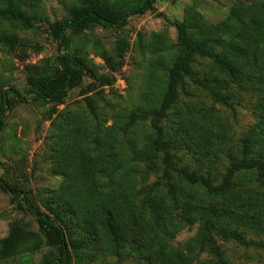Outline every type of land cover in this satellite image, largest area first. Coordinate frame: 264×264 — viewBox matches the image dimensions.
Here are the masks:
<instances>
[{
	"label": "rangeland",
	"instance_id": "rangeland-1",
	"mask_svg": "<svg viewBox=\"0 0 264 264\" xmlns=\"http://www.w3.org/2000/svg\"><path fill=\"white\" fill-rule=\"evenodd\" d=\"M15 3L36 27L0 20V34L20 40L14 48L0 43V80L24 94L29 76L54 72L59 49L48 26L79 0ZM154 6L121 29L95 26L70 37V52L96 77L86 76L61 104L28 101L10 112L0 132V178L32 190L81 244L79 258L68 264H220L212 244L228 263L264 264V247L220 235L236 230L264 243V183L257 172L236 173L223 192L178 172L218 187L232 160L264 166V0H158ZM177 20L195 39L223 41L216 47L222 65L196 57L193 68L233 108L186 82L162 123L174 157L166 180L150 120L128 121L132 111L160 105L178 54ZM15 222L38 231L34 218L0 189V240ZM54 253L43 245L0 264H43Z\"/></svg>",
	"mask_w": 264,
	"mask_h": 264
},
{
	"label": "trees",
	"instance_id": "trees-1",
	"mask_svg": "<svg viewBox=\"0 0 264 264\" xmlns=\"http://www.w3.org/2000/svg\"><path fill=\"white\" fill-rule=\"evenodd\" d=\"M157 1L79 0L78 5L68 7L66 17L50 24L47 29L49 36L57 43L59 49L55 60L56 67L52 75L29 76L24 94L0 80V132L5 126L8 115L17 105L25 104L28 101L61 104L71 90L81 87L86 76L96 77L95 72L91 70L82 56L70 52L71 36L83 34L95 26L121 29L130 18L142 16L155 10L154 4ZM0 20L18 22L28 28L36 27L35 20L18 9L15 0H4V6H0ZM172 26L176 29L178 54L168 69L166 87L160 105L149 110H134L128 121V126H131L138 121L150 120L151 128L155 134L152 147L156 151L164 152L163 178L166 180L171 178L174 157L167 151L169 143L164 138L162 123L167 118L168 112L177 103L179 91L185 87L186 82L206 91L216 102L233 108L228 98L209 86L193 68L196 57L212 59L215 63L222 65L224 62L216 52V47H220L223 41L220 38L195 39L189 34L183 21H174ZM0 43L14 48L20 45V40L14 35L0 34ZM120 48H122V44ZM89 91H91L90 87L83 90V94H87ZM88 104L93 109L91 103L88 102ZM247 154L248 152L245 151L244 155ZM243 170H255L258 174V181L261 184L264 183L262 162L255 159L249 160L246 157L240 161L232 160L230 162L223 181L218 187L211 186L208 180L201 176H195L185 170L178 172L190 183H201L212 191L223 192L230 188L235 174ZM0 189L10 195L13 203L31 215L38 226V231H33L24 228L19 223H12L9 234L0 240V262L23 252H36L43 245L53 248L56 252L43 264H68L72 257L79 258L81 244L67 234L57 215L51 214L39 205L32 190H22L3 178H0ZM205 225L210 228L209 222H206ZM220 235L224 239L235 240L243 246L264 247V243L248 240L236 230H221ZM212 250L219 258L220 264H231L222 259V252L218 246L212 244Z\"/></svg>",
	"mask_w": 264,
	"mask_h": 264
}]
</instances>
